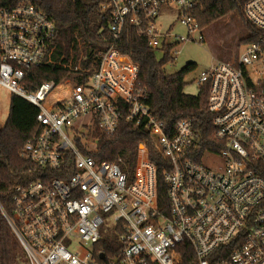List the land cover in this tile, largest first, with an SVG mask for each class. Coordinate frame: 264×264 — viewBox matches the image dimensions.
<instances>
[{
	"label": "built area",
	"instance_id": "2783aa9c",
	"mask_svg": "<svg viewBox=\"0 0 264 264\" xmlns=\"http://www.w3.org/2000/svg\"><path fill=\"white\" fill-rule=\"evenodd\" d=\"M201 1L107 0L102 13L112 44L97 53L94 73L81 80L76 67L62 83L36 91L25 79L52 63L57 27L32 4L0 7V87L36 106L42 128L20 153L40 177L15 186L10 212L0 204L28 264H264V37L232 63L203 72L199 85L210 86L208 109L224 148L206 151L201 162L194 122L181 120L168 134L138 87L139 66L116 48L130 26L174 61L184 43L198 41L193 11ZM244 1L247 19L264 32V0ZM125 112L169 164L167 214L147 146L139 148L133 175L123 157L91 155ZM213 157L223 163L207 165ZM109 237L121 244L116 256L97 247Z\"/></svg>",
	"mask_w": 264,
	"mask_h": 264
},
{
	"label": "trees",
	"instance_id": "16d2710c",
	"mask_svg": "<svg viewBox=\"0 0 264 264\" xmlns=\"http://www.w3.org/2000/svg\"><path fill=\"white\" fill-rule=\"evenodd\" d=\"M106 2L107 0H0V7L32 4L57 27L53 61L34 67L29 72L25 79V86L29 91H36L48 81L62 83L76 67L81 68V80L94 73L97 53L107 50L112 44L110 19L102 13V6ZM244 8V0H202L194 9L193 15L203 31L223 17L237 13L250 33L241 44L248 45L264 37V32L247 19ZM116 48L139 66L138 87L145 92L146 104L164 122L168 134H174L176 125L181 120L189 119L194 122V129L201 139V151L196 159L198 162H201L206 151H220L224 148V144L215 138L216 127L208 109L209 84L199 85L200 90L196 96L185 93V79L196 69V65L189 64L173 75L167 74L165 66L173 62L172 59L169 56L159 59L149 47L147 39L130 26L125 28ZM38 113L36 106L14 95L11 98L9 117L4 126L0 127V204L9 212L13 206L15 186L40 177L41 171L20 156L26 143L41 132L42 128L37 121ZM141 145L148 147L150 161L157 168L159 206L167 214L168 197L164 175L169 170V164L160 156L148 132L127 121L126 112L116 133L112 136L101 135L97 151L91 155L98 161H113L123 157L133 175ZM260 167L264 176V165ZM97 247L108 256H116L121 244L117 238L109 237L104 238ZM190 260L186 258L187 263ZM0 264H28L26 254L1 210Z\"/></svg>",
	"mask_w": 264,
	"mask_h": 264
},
{
	"label": "rangeland",
	"instance_id": "374dc122",
	"mask_svg": "<svg viewBox=\"0 0 264 264\" xmlns=\"http://www.w3.org/2000/svg\"><path fill=\"white\" fill-rule=\"evenodd\" d=\"M177 33L185 34V29L178 27ZM202 33L204 40L199 41ZM250 36L248 29L242 23L237 13L229 14L207 29L196 33L197 42H186L181 46V54L173 62L165 66V71L173 75L189 64L196 65L185 79V93L196 96L199 93V81L203 72L209 70L218 62L232 63L240 56L246 48L242 41ZM159 54L158 58L163 59ZM11 94L6 89L0 87V127L6 123L11 104ZM207 165L217 167L223 163L220 157L208 158Z\"/></svg>",
	"mask_w": 264,
	"mask_h": 264
},
{
	"label": "water",
	"instance_id": "95a60500",
	"mask_svg": "<svg viewBox=\"0 0 264 264\" xmlns=\"http://www.w3.org/2000/svg\"><path fill=\"white\" fill-rule=\"evenodd\" d=\"M104 257H105V255H104V254H102V255H101V258H104Z\"/></svg>",
	"mask_w": 264,
	"mask_h": 264
}]
</instances>
